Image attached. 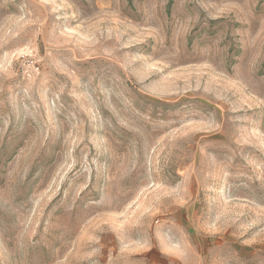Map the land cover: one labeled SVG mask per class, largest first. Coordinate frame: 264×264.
Here are the masks:
<instances>
[{
	"label": "rangeland",
	"instance_id": "374dc122",
	"mask_svg": "<svg viewBox=\"0 0 264 264\" xmlns=\"http://www.w3.org/2000/svg\"><path fill=\"white\" fill-rule=\"evenodd\" d=\"M0 264H264V0H0Z\"/></svg>",
	"mask_w": 264,
	"mask_h": 264
}]
</instances>
